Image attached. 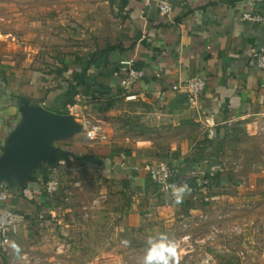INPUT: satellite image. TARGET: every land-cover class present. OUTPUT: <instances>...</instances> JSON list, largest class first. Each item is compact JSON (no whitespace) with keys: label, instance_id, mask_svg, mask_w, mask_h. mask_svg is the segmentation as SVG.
<instances>
[{"label":"crops","instance_id":"crops-1","mask_svg":"<svg viewBox=\"0 0 264 264\" xmlns=\"http://www.w3.org/2000/svg\"><path fill=\"white\" fill-rule=\"evenodd\" d=\"M169 1L171 14L160 16L156 0H122L123 35L117 45L93 52L98 56L73 82L78 94L73 105L66 102L65 88L72 73L84 66L78 58L90 61L92 53L61 61L59 79L52 73L39 78L29 56L27 62H12L15 36L0 31V152L20 122L21 98L75 116L86 97L118 93L114 72L129 58L145 76L127 94L133 98L128 101L137 106L148 132L122 139L107 135L105 140L77 133L61 146L80 166L98 172L100 188L90 222L75 220L72 209L54 207L47 198L41 179L34 176L47 166L36 169L34 181L25 188L0 183V211L8 208L26 215L24 224L8 232V243L0 245V264H129L133 238L139 237L136 243L144 254L146 237L159 232L179 240L191 236L190 245L182 243L181 263L184 259L204 264L211 257L210 264H264V244L252 242L255 234L243 236L247 243L233 244L231 236L241 231L243 235V225L241 231L235 224L221 225L227 216L249 210L240 213L234 203L258 202L255 209L264 198L254 190L264 182V69L251 57L264 49V23L242 20L251 9L264 10V0ZM36 5V0H15V7L21 8L15 9V23H27L28 32L36 28ZM195 73L205 79L206 88L191 105L183 90L172 86ZM167 158L181 165V173L168 191H162L142 166ZM191 172L201 178L218 173V179L207 190L197 187L195 192L190 183L199 179ZM184 185L190 191L177 204L173 186ZM103 201L108 206H102ZM202 213L218 218L214 239L210 227L200 225Z\"/></svg>","mask_w":264,"mask_h":264},{"label":"rangeland","instance_id":"rangeland-1","mask_svg":"<svg viewBox=\"0 0 264 264\" xmlns=\"http://www.w3.org/2000/svg\"><path fill=\"white\" fill-rule=\"evenodd\" d=\"M36 1V28L28 32L27 23H15V9H21L15 7V0H0V15L4 17L3 22H0V31L13 33L15 36L14 44L17 47L10 49L13 50L11 51L12 62L15 63V60L27 62L29 56L30 67L32 66L33 70L40 74L39 78H44L49 73H52L57 79L61 78L59 71L64 67L61 61L72 60L79 56L86 57L89 53L96 52L101 48L117 45L119 37L121 38L123 35L121 32L124 24L122 0L120 2L119 0ZM25 64L28 66L29 63ZM130 99L133 98L127 97V93L120 87L115 95L86 97L78 104L79 110L74 116L76 122L82 126V130L78 134L86 136V132L91 127L100 126L106 136L111 135L118 139L125 136L139 137L136 136L139 133L146 136L148 133H146V126L144 123H140L139 114L136 113L137 106L128 101ZM69 138L58 140L56 145L60 147L66 145L71 141ZM162 161H169V159L155 160L154 162ZM77 164L79 163L69 158L51 166L53 178L59 180L63 187L52 204L54 207L72 209V217L75 220L90 222L93 219L91 210L97 205L95 200L100 188L98 172L90 167ZM40 182L43 190L44 183L42 180ZM258 186V189L254 190L264 195V182L260 187ZM257 204L258 202L254 204L252 201L234 203L235 208L242 210L240 213L248 209L251 211H244L239 216L234 213L221 222V225H226V227L238 225L235 227L238 231H241L240 226L243 225V235H241V231L236 236H231L233 244L235 241L247 243L248 241L243 236L247 234L253 237L255 234L252 242L260 247L263 246L264 229L258 231L259 227H264V198L261 199L258 207L253 209ZM102 206L108 205L103 201ZM81 216L83 220L80 219ZM198 218L202 223L200 224L198 221L193 223L207 224L213 231L212 239H214V229L219 226L218 218H211L207 213H202ZM240 218L242 221L239 220ZM138 238H133L134 243L130 254L132 263L129 264H140L143 256L141 246L136 243ZM245 252H247L246 249H243L244 256H246ZM187 261L185 260L183 264H188Z\"/></svg>","mask_w":264,"mask_h":264},{"label":"built area","instance_id":"built-area-1","mask_svg":"<svg viewBox=\"0 0 264 264\" xmlns=\"http://www.w3.org/2000/svg\"><path fill=\"white\" fill-rule=\"evenodd\" d=\"M155 4L160 16H169L171 14L172 4L169 0H156ZM242 20L262 24L264 23V10L256 12L251 9L242 15ZM251 57L258 68L264 69V49L255 51ZM114 76L119 79V87L128 94L130 93V90L134 84L143 79L145 74L141 69H138L135 66L134 59L129 58L120 64L118 71L116 70L114 72ZM205 88L206 81L199 73H195L185 81L179 82L178 84L172 86V90L174 91L183 90L188 102L191 105H195L199 101L200 97L205 91ZM85 135L89 140H105L107 138L100 126L91 127ZM142 168L146 171L151 183L162 191H168L171 187V184H173L172 182H177L181 173V165L175 160L146 163L144 166H142ZM190 174L194 176L197 175L195 172H191ZM200 176L201 174L198 173L196 179L199 180H197L196 184L198 187H201L204 190V188H207L208 182L206 178H201ZM60 190L61 184L56 178L47 180L43 185V192L51 202L54 200ZM5 197L6 196L3 195L2 199ZM205 200L207 199L205 198ZM25 221V214L8 208L2 209L0 211V245L2 246L7 244L9 241L8 232L17 226L24 224ZM186 222H193V220H186ZM176 239L179 240L178 238ZM179 241L181 246L182 243L190 245L192 243V238L189 234H185L180 238ZM181 248L182 247H180V250ZM22 259H25L27 263H33L30 257H27L26 255H23ZM211 261V257H206L203 263L209 264ZM184 262L185 260L183 259L182 263L180 262V264H183Z\"/></svg>","mask_w":264,"mask_h":264},{"label":"water","instance_id":"water-1","mask_svg":"<svg viewBox=\"0 0 264 264\" xmlns=\"http://www.w3.org/2000/svg\"><path fill=\"white\" fill-rule=\"evenodd\" d=\"M20 122L9 134L0 156V183L25 188L34 181L33 172L43 165L53 166L69 159V152L56 145L82 130L72 114H58L41 105L19 103Z\"/></svg>","mask_w":264,"mask_h":264},{"label":"clouds","instance_id":"clouds-1","mask_svg":"<svg viewBox=\"0 0 264 264\" xmlns=\"http://www.w3.org/2000/svg\"><path fill=\"white\" fill-rule=\"evenodd\" d=\"M3 153L0 152V155ZM190 191L187 185L173 186L172 195L177 204ZM127 243V242H126ZM146 249L140 264H180V241L170 237L166 232L149 234L145 240Z\"/></svg>","mask_w":264,"mask_h":264},{"label":"trees","instance_id":"trees-1","mask_svg":"<svg viewBox=\"0 0 264 264\" xmlns=\"http://www.w3.org/2000/svg\"><path fill=\"white\" fill-rule=\"evenodd\" d=\"M110 50H113V48L106 49V51H110ZM90 56H91L90 59H89L90 61H87V62L84 61L83 58H78V61H82L84 66L81 67V70L79 72H73L72 73V81H71V83L67 84V86L65 88V92H66V96H67L66 102L68 104H70V105H73L74 104V98L78 95L75 86H73V82L79 81V78L83 77L86 74V72H87V70L89 68V65L91 63V60L95 59L98 56V53H94V54L92 53ZM61 71H63V70L60 69L59 73H61ZM81 83L78 82L79 85ZM63 113H66V112H63ZM34 176L37 177V180L38 179H41L42 182L45 183L47 180L53 178L52 168L51 167H48V166L47 167H43L42 170H39V171L35 172ZM204 178L207 179V182H208L207 184L208 185H207V188L206 189H208L210 185L211 186L213 185V183H214L213 181H215L214 179H218V173L211 174L210 177H208V178L207 177H204ZM192 180H193V178H192ZM193 181L194 182H191L190 185L194 188V191H195V190H197L196 188L198 186L195 183V180H193ZM52 202H53V200H52Z\"/></svg>","mask_w":264,"mask_h":264}]
</instances>
